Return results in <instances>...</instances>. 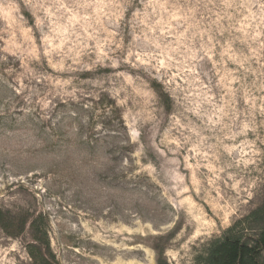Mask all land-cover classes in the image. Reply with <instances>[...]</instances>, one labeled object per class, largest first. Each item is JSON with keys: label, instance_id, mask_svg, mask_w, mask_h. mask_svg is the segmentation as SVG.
Returning <instances> with one entry per match:
<instances>
[{"label": "rangeland", "instance_id": "obj_1", "mask_svg": "<svg viewBox=\"0 0 264 264\" xmlns=\"http://www.w3.org/2000/svg\"><path fill=\"white\" fill-rule=\"evenodd\" d=\"M263 203L264 0H0V264H199Z\"/></svg>", "mask_w": 264, "mask_h": 264}, {"label": "trees", "instance_id": "obj_2", "mask_svg": "<svg viewBox=\"0 0 264 264\" xmlns=\"http://www.w3.org/2000/svg\"><path fill=\"white\" fill-rule=\"evenodd\" d=\"M257 211L262 224L251 228L245 227L244 221L235 222L207 246L199 264H264V203ZM158 264L163 262L159 260Z\"/></svg>", "mask_w": 264, "mask_h": 264}]
</instances>
